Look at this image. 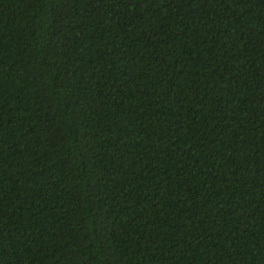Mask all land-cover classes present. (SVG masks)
Wrapping results in <instances>:
<instances>
[{"label":"trees","instance_id":"obj_1","mask_svg":"<svg viewBox=\"0 0 264 264\" xmlns=\"http://www.w3.org/2000/svg\"><path fill=\"white\" fill-rule=\"evenodd\" d=\"M0 264H264V0H0Z\"/></svg>","mask_w":264,"mask_h":264}]
</instances>
